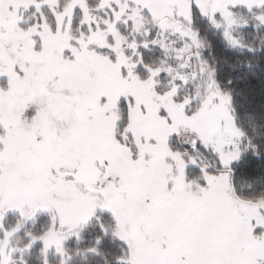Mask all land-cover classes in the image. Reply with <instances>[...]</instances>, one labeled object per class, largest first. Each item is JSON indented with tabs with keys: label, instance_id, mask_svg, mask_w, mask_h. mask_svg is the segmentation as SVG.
<instances>
[{
	"label": "snow or ice",
	"instance_id": "1",
	"mask_svg": "<svg viewBox=\"0 0 264 264\" xmlns=\"http://www.w3.org/2000/svg\"><path fill=\"white\" fill-rule=\"evenodd\" d=\"M34 251L264 264V0H0V264Z\"/></svg>",
	"mask_w": 264,
	"mask_h": 264
},
{
	"label": "trees",
	"instance_id": "2",
	"mask_svg": "<svg viewBox=\"0 0 264 264\" xmlns=\"http://www.w3.org/2000/svg\"><path fill=\"white\" fill-rule=\"evenodd\" d=\"M210 35V38L215 40L216 38L215 37H211V34ZM253 85L255 86V91H256V94H257V100L259 101L260 99V86H259V82L258 81H253L252 82ZM37 253L34 251L33 254H32V264H37V260H36V257H37ZM91 264H102V260L100 257H96L95 259H93L91 261Z\"/></svg>",
	"mask_w": 264,
	"mask_h": 264
}]
</instances>
